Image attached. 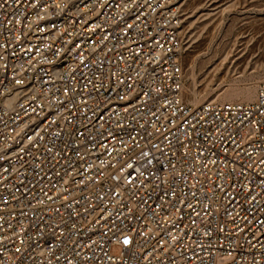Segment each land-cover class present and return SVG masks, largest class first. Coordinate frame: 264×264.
Returning a JSON list of instances; mask_svg holds the SVG:
<instances>
[{"label": "built area", "instance_id": "1", "mask_svg": "<svg viewBox=\"0 0 264 264\" xmlns=\"http://www.w3.org/2000/svg\"><path fill=\"white\" fill-rule=\"evenodd\" d=\"M180 1L0 0V264H264V81L189 103Z\"/></svg>", "mask_w": 264, "mask_h": 264}, {"label": "rangeland", "instance_id": "2", "mask_svg": "<svg viewBox=\"0 0 264 264\" xmlns=\"http://www.w3.org/2000/svg\"><path fill=\"white\" fill-rule=\"evenodd\" d=\"M180 2L186 99L246 102L220 97L264 81V0Z\"/></svg>", "mask_w": 264, "mask_h": 264}, {"label": "bare ground", "instance_id": "3", "mask_svg": "<svg viewBox=\"0 0 264 264\" xmlns=\"http://www.w3.org/2000/svg\"><path fill=\"white\" fill-rule=\"evenodd\" d=\"M184 91H185V85H184ZM220 97V96H219ZM257 97V90L256 87L254 86H245L242 88H235V87H230L228 88L223 95H221V99H228V100H235L238 99L240 101H253ZM196 99V98H195ZM189 103V99H186ZM199 101V100H198ZM194 102V101H193ZM201 102V101H200ZM207 102V101H206ZM197 103V102H196ZM196 103H191L193 105H198ZM199 103V102H198ZM204 103V101H203ZM202 104V103H199Z\"/></svg>", "mask_w": 264, "mask_h": 264}]
</instances>
